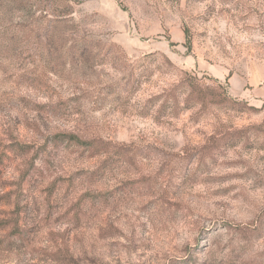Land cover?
Segmentation results:
<instances>
[{
  "label": "rangeland",
  "instance_id": "rangeland-1",
  "mask_svg": "<svg viewBox=\"0 0 264 264\" xmlns=\"http://www.w3.org/2000/svg\"><path fill=\"white\" fill-rule=\"evenodd\" d=\"M0 264H264V0H0Z\"/></svg>",
  "mask_w": 264,
  "mask_h": 264
},
{
  "label": "trees",
  "instance_id": "trees-1",
  "mask_svg": "<svg viewBox=\"0 0 264 264\" xmlns=\"http://www.w3.org/2000/svg\"><path fill=\"white\" fill-rule=\"evenodd\" d=\"M64 139H66V142H68L70 144H74V145H76V144H80V145H90L88 143L81 142L78 138H76L74 136H67L66 137V136L59 135V136H55L54 141L55 142H65Z\"/></svg>",
  "mask_w": 264,
  "mask_h": 264
}]
</instances>
